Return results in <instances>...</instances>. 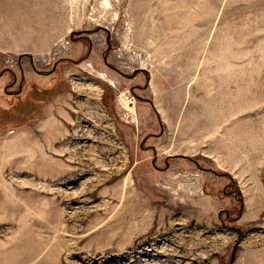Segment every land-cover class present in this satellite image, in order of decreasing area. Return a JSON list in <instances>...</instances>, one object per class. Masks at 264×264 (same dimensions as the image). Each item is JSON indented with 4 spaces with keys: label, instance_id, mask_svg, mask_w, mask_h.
Wrapping results in <instances>:
<instances>
[{
    "label": "rangeland",
    "instance_id": "rangeland-1",
    "mask_svg": "<svg viewBox=\"0 0 264 264\" xmlns=\"http://www.w3.org/2000/svg\"><path fill=\"white\" fill-rule=\"evenodd\" d=\"M0 264H264V0H0Z\"/></svg>",
    "mask_w": 264,
    "mask_h": 264
},
{
    "label": "water",
    "instance_id": "water-1",
    "mask_svg": "<svg viewBox=\"0 0 264 264\" xmlns=\"http://www.w3.org/2000/svg\"><path fill=\"white\" fill-rule=\"evenodd\" d=\"M233 261H234V256H233Z\"/></svg>",
    "mask_w": 264,
    "mask_h": 264
},
{
    "label": "bare ground",
    "instance_id": "bare-ground-1",
    "mask_svg": "<svg viewBox=\"0 0 264 264\" xmlns=\"http://www.w3.org/2000/svg\"><path fill=\"white\" fill-rule=\"evenodd\" d=\"M51 126V125H50Z\"/></svg>",
    "mask_w": 264,
    "mask_h": 264
}]
</instances>
